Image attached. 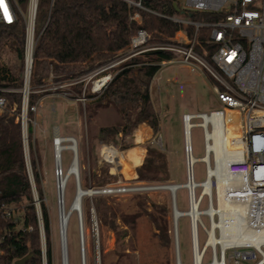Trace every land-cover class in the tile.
<instances>
[{
	"label": "rangeland",
	"instance_id": "obj_1",
	"mask_svg": "<svg viewBox=\"0 0 264 264\" xmlns=\"http://www.w3.org/2000/svg\"><path fill=\"white\" fill-rule=\"evenodd\" d=\"M181 7L183 8L182 4ZM198 51L202 52L201 49ZM113 56H117V58L107 62V64H117L108 71L112 78L127 63V61L120 62L122 58L120 53ZM145 59L147 58L143 57V60ZM206 59L209 61V58ZM0 62L13 68L19 65L16 55L11 50H7L1 55ZM90 72L66 82L50 80L44 86L31 87L30 89L32 93L42 96L34 105L37 108L36 111L30 112L32 116H27V156L34 178L30 159L31 151H33V157L41 177L44 202L49 210L53 264H63L59 204L54 169L53 135L55 128L60 130L61 135L74 137L77 140L80 186L85 190L107 191L84 198L82 207L83 234L79 229L77 214L72 215L67 228V263L177 264L173 205L170 192L167 190L137 192L119 190L139 186L182 184L186 181L183 114L186 111L192 114L209 113L222 107L213 90L214 82L201 70L191 71L190 68L179 64H169L162 67L150 85V95L160 122L159 132L155 133L145 122L143 123L151 130L145 129V126L138 129L141 122L139 121L132 129L131 134L120 133L115 138L104 142L99 133L101 128L125 127L128 124L118 109L113 105L106 104V102L96 109L92 124H87L88 108L102 93L97 94L92 91L94 80H87L83 83L81 96L76 93L74 85L78 82L81 83L80 81L87 77ZM9 90L21 92L15 88H9ZM89 95H93L94 98H88ZM75 96L78 98H72ZM8 101V109L0 110V114L7 111L15 117L16 122H19L16 117L22 113L23 105L20 107L14 97ZM200 122V120L196 121V123ZM191 139L194 158L204 157L205 147L202 129L193 128ZM106 145L114 147L125 157L130 152L140 149V157L138 160L125 159L109 162L102 155V148ZM149 149H153L162 156L159 163L164 162L167 165V171L164 173V177L167 178L165 182H149L138 178L137 168L147 158ZM141 157L143 158L142 163L140 162ZM71 160L72 153L65 151L63 153L64 171L70 166ZM125 166L127 167L124 168ZM134 166H137L134 168L135 175L132 170ZM112 167L115 169L114 173L111 172ZM130 168L131 172L127 174ZM194 173L197 182L205 180L206 172L203 162H197L194 165ZM76 188L77 182L71 176L65 189V208L67 211H69L74 199ZM36 192L35 195L38 197ZM176 198L178 209L187 211L186 190L179 189ZM154 203L161 207L166 205L169 210V233L171 237L169 245H163L155 235L156 230L149 216L153 211ZM206 206L205 201L203 208ZM38 210L40 211V206ZM204 221L208 225V219L204 218ZM178 229L180 261L183 264H192L191 231L187 217L179 219ZM40 230L44 264H46V242L43 226ZM204 240L205 235L201 232V244ZM209 261L210 254L205 259V262Z\"/></svg>",
	"mask_w": 264,
	"mask_h": 264
},
{
	"label": "built area",
	"instance_id": "obj_2",
	"mask_svg": "<svg viewBox=\"0 0 264 264\" xmlns=\"http://www.w3.org/2000/svg\"><path fill=\"white\" fill-rule=\"evenodd\" d=\"M51 1L53 3L54 0ZM125 1L146 10L140 2ZM178 1L181 10L211 13L217 16V19L213 22H196L181 16L167 17L157 14L183 26L192 27L194 29L193 37L189 38L185 30H180L169 42L153 43L151 34L140 30L131 39L126 52L120 54L122 56L120 62L129 61L148 53L167 52L172 54V58L162 61L160 69L169 64H179L190 68L191 71H203L214 82L213 90L222 107L209 113L192 114L186 111L183 114L184 132L186 125L190 123L193 125L192 129L199 127L203 131L205 155L197 162L204 163L206 176L202 182L195 180L194 165L197 162L193 163L192 145L188 146L184 141L186 181L182 184H175V187L176 193L179 189L186 190L188 210L180 211V218L187 217L189 219L192 259L198 252L202 255V264H215V262L218 264H264V0ZM39 3L40 0H27L25 10L19 0H3V4L0 5V24L13 25L20 17L26 20L25 73L24 86L21 90L23 95V106H21L23 108L22 113L18 114L16 118L22 126L25 162L37 209L39 200L35 195L36 185L27 156L26 138L27 116L29 112H35L37 109L34 105H29V96ZM132 19L139 21V14H134ZM202 29L209 30L205 45L198 41V35ZM197 47L202 52L198 51ZM206 58H209L210 61H207ZM116 65L105 63L88 73L87 77L80 82L94 80L92 91L97 94L103 93L113 80L108 71ZM0 91L11 92L9 89H0ZM8 107V99L1 96L0 110H7ZM231 115L238 116V135L231 134L234 124L230 121ZM206 118H213V120L204 125ZM197 120L201 122L196 123ZM56 130H58V137ZM216 130L221 131L220 139L224 156L231 159L222 176L210 175L212 168L215 170L217 167L216 154L214 150L209 149L210 145L215 143L212 135ZM66 144H73L75 149L65 147ZM57 147H61L60 152ZM53 151L59 204V180L69 176L74 157L78 154L77 140L74 137L61 135L60 130L55 128ZM65 151L72 153V160L66 171L63 167ZM74 178L78 186L77 175ZM209 179L211 193L204 194L205 183ZM155 187L139 186L119 191L158 190ZM102 192L107 191H100V193ZM176 193L173 196V202L177 210ZM205 201L207 206L203 208ZM219 201H222V209L218 207ZM213 207L216 208V213L212 217L206 214V211ZM0 214L5 217L16 216L15 208L0 202ZM38 215L40 217L39 210ZM226 216L233 217L238 221L237 229L232 231L233 228L223 230L221 227H217L215 234L219 239L227 240L229 237H234V240L229 242L224 249L221 243L207 246L208 229L211 228L214 221L224 222ZM204 218L208 219V225ZM79 219L81 223V215H79ZM173 225L174 239H177L178 254H180L178 223L173 221ZM79 229L82 233V229ZM201 232L205 235L202 244L200 241ZM256 238L262 240L257 242ZM209 254L210 261L205 262Z\"/></svg>",
	"mask_w": 264,
	"mask_h": 264
},
{
	"label": "trees",
	"instance_id": "obj_3",
	"mask_svg": "<svg viewBox=\"0 0 264 264\" xmlns=\"http://www.w3.org/2000/svg\"><path fill=\"white\" fill-rule=\"evenodd\" d=\"M130 1L140 2L146 10L130 5L125 0H54L53 3L51 0H40L30 87L44 86L50 80L66 82L93 71L116 59L114 54H124L131 39L140 30L150 33L151 42L155 43L171 41L180 30H185L189 38L193 37L192 27L183 26L157 14L167 17L181 16L196 22H213L217 19V16L211 13L182 10L184 13L181 15L174 8L175 3L179 5L178 0ZM19 2L23 8L27 6V0ZM136 13L140 16L139 21L132 19ZM208 33V29L199 32L200 44H206ZM25 43V18L20 17L13 25L0 24V59L5 51L11 50L19 61V65L14 68L0 62V89L23 88ZM197 49L199 50V47ZM143 57L147 59L143 60ZM170 58L171 53L154 52L130 59L117 72L102 95L88 108V125L92 124L96 109L103 106L104 102L115 106L125 122L131 124L129 127L125 125L101 128L99 133L104 142L120 133L131 134L139 121L141 122L138 129L141 126L149 129L145 124L147 123L155 133L159 132L160 122L150 95V85L160 70V63ZM74 88L78 96H81L83 82L76 83ZM1 96L7 99L14 97L18 105H22L23 95L20 91H0ZM41 96L31 92L29 105H35ZM88 98L94 96L89 95ZM30 115L32 116V113L28 116ZM33 156L31 151L30 159L40 217L25 162L21 122H16L13 115L3 111L0 114V202L13 206L17 217H5L0 214V264H14L16 260L29 254L32 257L27 264H44L41 223L46 242V264H53L51 220ZM143 158L141 157V163ZM161 159V155L149 149L147 158L137 168L139 180L165 182L167 165L164 162L159 163ZM136 167H132L134 175ZM111 172H115L113 167ZM130 172L131 168L127 174ZM149 216L158 240L163 245H169L170 223L166 205L161 207L154 203Z\"/></svg>",
	"mask_w": 264,
	"mask_h": 264
},
{
	"label": "bare ground",
	"instance_id": "obj_4",
	"mask_svg": "<svg viewBox=\"0 0 264 264\" xmlns=\"http://www.w3.org/2000/svg\"><path fill=\"white\" fill-rule=\"evenodd\" d=\"M230 115V114H228ZM210 120H213V118H206L204 125H206V123ZM232 122H234L232 128H231V134L233 135H238L239 134V125H238V116L237 115H231V120ZM193 125L187 124L186 128H185V132H184V139L185 142L187 143L188 146L192 145V139H191V130H192ZM56 136L58 137V130H56ZM212 137L214 138L215 143L211 144L209 149L214 150L215 154H216V158H217V167L214 170L212 168L210 175L214 174L217 176H222V174L225 172V168L227 163L231 160L230 158H226L223 154V150L221 147V131L220 130H216L214 132V134L212 135ZM65 147L69 148V149H75V146L73 144H66ZM58 152L61 151V147H57ZM102 155L103 157L109 161V162H117V161H121V160H125V159H134V160H138L140 157V149H137L135 151L130 152V154L125 157L124 154L120 153L118 150H116L114 147L111 146H103L102 148ZM193 163L200 161L199 159L194 158L193 156ZM206 160H208V158H206ZM79 174V156L78 154L74 157L72 166L69 170V176L68 177H64L63 179L59 180V222H60V235H61V241H62V250H63V264H68V245H67V228L70 222V219L72 218L73 214H77L78 217V223H79V228L82 229L83 232V217H82V221L80 223V219H79V215L82 216V207H83V199L86 196H92L93 195V191L91 190H85L82 186H77L76 188V192H75V196L74 199L70 205L69 211L66 210L65 208V189L67 186V183L70 179L71 176H75ZM211 181L210 179L205 183V188H204V194H210L211 193V187H210ZM167 186H169V190H171L173 193H176V187L175 184H168ZM219 208L222 209L223 204L222 201H219ZM216 213V208H210L209 210L206 211V214L210 215L213 217V215ZM180 210L177 209L175 211V219H176V224L178 223V220L180 219ZM81 226V227H80ZM178 226V225H177ZM217 227H221L223 230L225 228H233L232 231H235L238 227V221L233 218V217H225L224 222L221 223H217L216 221H214L211 225V228L208 229L209 232V240L207 242V246H214L217 243H221L222 247L224 249V247L229 243L232 242L234 240L233 238H228L227 240H225L224 238L219 239L216 234H215V230ZM197 231V230H195ZM62 232V234H61ZM257 242H260V239H255ZM193 262L192 264H202V255L198 252H196L195 257H193ZM180 264H183L182 262H180ZM215 264H218L217 262H215Z\"/></svg>",
	"mask_w": 264,
	"mask_h": 264
},
{
	"label": "water",
	"instance_id": "obj_5",
	"mask_svg": "<svg viewBox=\"0 0 264 264\" xmlns=\"http://www.w3.org/2000/svg\"><path fill=\"white\" fill-rule=\"evenodd\" d=\"M174 8H175V11L179 14H183L184 12L181 10V8L179 7V5L177 3L174 4ZM77 180H78V186H80V183H79V174H77ZM156 189L158 190H167L170 192L171 196H172V205H173V217H174V221L176 222V219H175V206H174V202H173V196L175 194V192L173 193L171 190H169V186L167 185H159V186H156L155 187ZM93 194H98L100 193V191H93L92 192ZM62 234V232H61ZM175 252H176V260H177V264H180V258H179V254H178V242H177V239L175 240ZM32 255L29 254L21 259H18L15 261L14 264H27V262L31 259Z\"/></svg>",
	"mask_w": 264,
	"mask_h": 264
},
{
	"label": "snow or ice",
	"instance_id": "obj_6",
	"mask_svg": "<svg viewBox=\"0 0 264 264\" xmlns=\"http://www.w3.org/2000/svg\"><path fill=\"white\" fill-rule=\"evenodd\" d=\"M3 4V0H0V5H2Z\"/></svg>",
	"mask_w": 264,
	"mask_h": 264
},
{
	"label": "crops",
	"instance_id": "obj_7",
	"mask_svg": "<svg viewBox=\"0 0 264 264\" xmlns=\"http://www.w3.org/2000/svg\"><path fill=\"white\" fill-rule=\"evenodd\" d=\"M149 130H151V129L149 128Z\"/></svg>",
	"mask_w": 264,
	"mask_h": 264
}]
</instances>
